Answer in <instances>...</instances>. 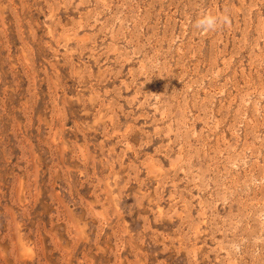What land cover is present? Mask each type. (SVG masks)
<instances>
[{"label": "rangeland", "instance_id": "rangeland-1", "mask_svg": "<svg viewBox=\"0 0 264 264\" xmlns=\"http://www.w3.org/2000/svg\"><path fill=\"white\" fill-rule=\"evenodd\" d=\"M0 264H264V0H0Z\"/></svg>", "mask_w": 264, "mask_h": 264}, {"label": "clouds", "instance_id": "clouds-1", "mask_svg": "<svg viewBox=\"0 0 264 264\" xmlns=\"http://www.w3.org/2000/svg\"><path fill=\"white\" fill-rule=\"evenodd\" d=\"M229 21L225 17L221 19L220 17L213 15L211 13H202L194 22V27L197 30L208 32L214 31L219 25H226Z\"/></svg>", "mask_w": 264, "mask_h": 264}, {"label": "bare ground", "instance_id": "bare-ground-1", "mask_svg": "<svg viewBox=\"0 0 264 264\" xmlns=\"http://www.w3.org/2000/svg\"><path fill=\"white\" fill-rule=\"evenodd\" d=\"M102 108V107H101ZM216 128V127H215ZM216 247V246H215Z\"/></svg>", "mask_w": 264, "mask_h": 264}]
</instances>
